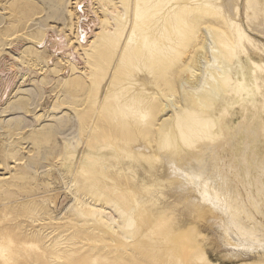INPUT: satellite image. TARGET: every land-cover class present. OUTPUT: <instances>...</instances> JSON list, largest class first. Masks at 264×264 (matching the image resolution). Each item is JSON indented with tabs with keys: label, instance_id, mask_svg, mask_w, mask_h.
I'll return each instance as SVG.
<instances>
[{
	"label": "rangeland",
	"instance_id": "1",
	"mask_svg": "<svg viewBox=\"0 0 264 264\" xmlns=\"http://www.w3.org/2000/svg\"><path fill=\"white\" fill-rule=\"evenodd\" d=\"M241 1L230 26L211 0H0V264H264L259 250L225 242L205 203L192 211L177 199L160 157L193 156L177 127L192 134L201 111L189 93L176 108L170 95L181 92L179 78L200 51L202 33L192 39L190 28L206 18L198 28L211 26L226 67L240 45L242 70L225 75L243 84L238 101L212 116L211 182L264 237V33L253 29L264 26V0ZM138 9L145 13L137 18ZM135 50L142 57L122 56ZM135 97L165 104L171 116L141 154L149 104ZM117 124L135 142L118 136ZM120 231L130 236L125 245Z\"/></svg>",
	"mask_w": 264,
	"mask_h": 264
},
{
	"label": "bare ground",
	"instance_id": "2",
	"mask_svg": "<svg viewBox=\"0 0 264 264\" xmlns=\"http://www.w3.org/2000/svg\"><path fill=\"white\" fill-rule=\"evenodd\" d=\"M195 1L196 0H194V2ZM230 1H232L233 4L225 2L222 3L221 0H211V2H207V4L211 6L213 11L219 13L227 22H229L230 26H238L237 22H235V17H239V5L236 2L237 0ZM246 3V0H242L241 6L245 7ZM157 10L158 9L155 8L151 12H155ZM82 12L83 14H86L87 11L82 9ZM144 13L145 10L140 11L138 9L137 18L142 16ZM79 14L81 13H78L76 10L75 17L77 19V23L81 18ZM154 15L155 14L152 16ZM195 21V23H198L199 25L211 22L206 18H195ZM199 25L196 26L197 28L193 29L194 25L190 28V31H192V39L197 38L199 41V31H201L203 36V40L198 42L200 51L196 52L198 55L195 59V65L192 66L187 64L185 66L187 76L185 77V80L183 76H180L179 78L181 92H179L176 97L174 94L170 95V102L172 106L176 108L183 101V93H189L192 101L195 103L198 110L201 111V117L196 116L197 121L194 125L196 128L192 129V134L189 130L184 133V131L177 127L181 139L187 145L186 147L192 149L193 156L184 157L181 154L176 155L173 153L174 155H172L170 152L164 154L161 153L160 157L163 158V164L168 173L166 181L169 180V189L174 193L177 199L184 206L186 203L192 211L195 207L194 204H197V202H201V205L202 203L206 204V212L209 216L211 214L209 217L210 223L212 222V225L217 223L214 227L218 225L217 231L221 233L222 238L226 243H230L232 246L236 247L235 249L240 247L243 250H259L258 253L264 255V237H261L263 234L261 233V235H259V231L249 227L247 224L245 225L243 221H241L242 219L240 217L241 215H244L242 205L235 200L229 199L223 193L222 188L211 182V176L209 173L211 170L210 161L215 157V153H212V146L215 143V137L211 131V128L214 126L212 119L214 110L227 99V102H237V92L239 87L241 85L243 86V84L236 83L230 77H226L225 75L226 73H229L236 76L242 70L238 60V49L240 45L237 44L236 46H232L231 52H227V55L231 58H235V60H228L229 65L226 67L224 62H221L226 55L222 54V50L220 48L217 49V44L212 36L211 26L198 28ZM220 27L222 28L221 21L218 22L217 28L219 31L216 32L215 35L223 41V39L227 38L228 35L227 32L225 30L223 31ZM253 29L264 33V26L262 23L256 22V24L253 25ZM194 30H196L197 36H195L193 32ZM238 38L239 42H243L245 39L244 35L240 31H238ZM126 44L130 47L129 45L132 44V39L127 38ZM102 53L103 57H107L106 52L102 51ZM122 56L131 61L133 57H142V53L140 50H135L133 51V54L126 53ZM178 66L179 62L174 61L173 63L168 64L166 70L170 75H172ZM118 70L123 75L129 72L127 67L123 65V60H120ZM219 72L220 76L225 75L223 78L219 76L221 79L215 78L213 75L214 73L217 74ZM133 101L136 104H142L143 106H146L147 103L149 104V111L144 113L142 116L146 125L138 134L142 138V142L138 144L137 153L141 154V151H150L151 149V146L147 141V137H155V128L157 127L162 135L165 130V124L169 122L171 116L167 115V117H164L166 115V105L158 101H148L145 103V101L139 97H135ZM105 117H108L107 113L105 114ZM115 128L117 135L124 141L128 142V144L130 142H135V136L128 126L117 124ZM167 142L168 140L166 137L165 143ZM150 155L153 157L156 156L155 148L152 150ZM198 211L199 210H197V212ZM105 217L108 219V214H106ZM220 220L222 221L221 223ZM119 233V244L125 245L130 240V236L122 234L121 231ZM251 239H253V241ZM4 250L5 249L0 250L1 258L4 257L2 254Z\"/></svg>",
	"mask_w": 264,
	"mask_h": 264
}]
</instances>
